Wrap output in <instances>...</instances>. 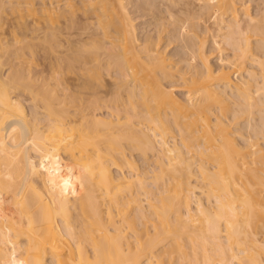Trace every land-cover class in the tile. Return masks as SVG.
<instances>
[{"label":"bare ground","instance_id":"6f19581e","mask_svg":"<svg viewBox=\"0 0 264 264\" xmlns=\"http://www.w3.org/2000/svg\"><path fill=\"white\" fill-rule=\"evenodd\" d=\"M36 7V14L26 7L28 17L45 24L20 33L24 44L0 45V66L12 62L0 71V264H172L159 250L164 238L193 264H264L257 174L264 151L258 139L249 142L247 172L234 144L223 149L227 140L209 139L213 130L228 135L215 111L231 110L245 123L264 112V0H41ZM181 14L180 51L167 54L159 43ZM59 20L69 30L54 34L50 23ZM147 26L159 33L154 44ZM35 56L45 64L32 73ZM19 71L37 88L61 85L67 121L39 116L48 103L11 84ZM166 123L180 126L179 141L164 139ZM206 143L229 153L226 171L202 161ZM134 150L146 171L127 160ZM158 159L169 175H156L154 192L141 190ZM134 178L140 188L121 193L122 181ZM213 185L221 194L203 196ZM165 198L174 219L148 209Z\"/></svg>","mask_w":264,"mask_h":264},{"label":"rangeland","instance_id":"374dc122","mask_svg":"<svg viewBox=\"0 0 264 264\" xmlns=\"http://www.w3.org/2000/svg\"><path fill=\"white\" fill-rule=\"evenodd\" d=\"M41 0H0V45L5 46V45H10L14 42H17L19 45L20 44H24L25 40L20 36V33L24 32L26 29H34L36 26L39 25H43L45 23H39L41 21H38L37 19H32L31 17L36 14V11H38V8L36 7L37 5L40 4ZM48 2V1H47ZM253 1H249L248 2V6L249 8L253 7ZM33 6V7H32ZM25 7V8H24ZM35 8V14L34 15H30V18L32 20H37V21H33L34 24L32 25V20L28 17L29 14H27L28 9L27 8ZM20 8V9H19ZM21 8H23V10H21ZM29 12V11H28ZM20 13V15H18ZM23 13V14H21ZM30 13V12H29ZM33 13V12H32ZM18 15V16H17ZM36 16V15H35ZM178 19H180V22H173L171 23V25L167 26V30L168 32L166 33L168 36L165 37L160 43L159 46L162 45V47L165 50V53L170 54V53H175V52H179L180 47H181V39L178 38V31L180 30V25L183 24V28L185 27V22H183L185 15L181 14L177 16ZM142 18H137V24L136 26L139 27L141 26V20ZM167 22H171V21H167ZM51 27L53 28V30H51V32H53L54 34H59V33H63L64 31L69 30V23L68 22H64L62 20L59 21H55L50 23ZM177 26V28H175ZM150 28V29H149ZM151 26H147V30L146 33L148 34L147 39L149 40V42L151 44H154V42L156 43L157 40V35L159 34L155 29L151 30ZM174 28V29H173ZM209 31L207 33V41L205 43V48L207 51H209ZM34 35V34H33ZM162 35V34H161ZM204 36V35H202ZM14 40V41H13ZM33 41H36L35 39H33ZM228 49V48H227ZM216 51L213 52H208L209 58L215 59L214 56H216L215 54ZM9 53V51H8ZM214 55V56H213ZM42 56V55H41ZM34 63L32 65H30V67L32 68V73H35L36 71L43 69L44 68V64L43 63V59L39 56H35L34 58ZM172 59L177 60L178 59V55H176L175 57H172ZM212 59V60H213ZM71 62L67 63L65 65L66 68H69L71 66ZM12 65V62L10 63V61H8L7 58L2 60V65L0 66V71L3 72L4 70H8V68ZM2 69V70H1ZM28 74L26 71H19L14 73L13 76H11V84H14L15 86L21 87L22 89L25 88L26 92L31 91V94L33 97L36 98V100L40 103V104H47L48 103V109L46 107L43 108V112L39 113V116L43 119L45 118H62L64 121H67V113L66 109H65V105H64V96H62V87L61 85L58 83V87L55 88L54 86L51 87H39L37 88L33 82H28V78H27ZM70 93V90L69 92ZM178 93H183L184 92H176V94ZM66 94V92H65ZM112 97V96H110ZM82 107L84 110V108L87 106V102H83ZM73 109V107H72ZM105 108H102L101 111H105ZM81 110H76L74 112H78ZM89 110H86L85 112H87ZM216 114L219 115V117L221 118V121L224 122V126L222 127H226V131L228 132V135L226 137H224V135L217 130H213V132L209 135V139H225L227 140V142H220L219 146H223V149H230V145L234 144L235 148L237 151H235L236 156L238 158L237 161L240 162V166H241V170L245 169V167L250 166L251 163L249 162L250 157H244L243 155L247 152V149L249 148V142L258 139L259 141V146L260 148L264 151V118L262 115H264V112H260L257 113L255 112L253 114L252 119H250L247 123L245 122H241V119H239V117L234 116V112H232L231 110L229 111L227 109L226 112H224L223 114L221 112H216ZM120 115H125L123 111L120 112ZM71 125V124H70ZM69 126V125H66ZM179 128L180 126L172 124V123H166L163 127H162V131L164 133V139H167L168 141H170V143L172 142V139H176V141H179ZM188 135L191 134H195L194 130H190L187 132ZM215 136V138H214ZM192 137H196V136H190V138ZM189 138V139H190ZM232 138V140H231ZM219 146H214V147H219ZM178 147H182V145H178ZM214 147H212L213 150L211 149V146L208 145V143H206L205 145L202 144V148L204 150L203 155L201 156L202 161L203 162H207L208 165L210 166H214L215 164H220L219 167H222L223 170L222 171H226L224 165H226L225 163V157L228 156V152H222V150L219 149H214ZM183 149V147H182ZM138 151V152H137ZM137 151H131L132 155L126 156L128 161H132L134 160L135 165H136V170L137 172H142V171H146L145 170V166L147 164V161H144L143 159V154H141V150H137ZM228 151V150H225ZM140 153V154H139ZM231 154V153H230ZM225 156V157H224ZM263 157H264V152H263ZM222 159V161L220 160ZM233 161V160H232ZM264 161V160H263ZM157 163H153V167H157L156 169H154L153 173L150 174L149 179H146L144 176L145 174H142L143 176V181L145 182H149L151 184H149L148 187H143L141 188V190H147V191H153L155 190V188L157 186H159V184L156 185V182L159 181V177L157 178L156 175L158 174H163L165 176L169 175L168 170H166L165 165H161L160 163V159L156 160ZM234 162V161H233ZM261 166L262 168L264 167L263 164L260 165V167H257V170L259 171L257 174L258 176L264 177L263 174L261 173ZM112 167V166H111ZM115 170V169H113ZM245 171L248 172V167L245 169ZM244 172V171H243ZM126 174H129L130 172L125 170ZM241 180L244 182V178L243 175L241 174ZM125 181H122V186H120V192L121 193H128L129 191L133 190V189H139V179H124ZM127 180V181H126ZM221 186L219 185H213L211 187H204L203 189H205V193L203 194V196L206 194L208 195L210 198L213 197V195H217V194H221ZM168 194L170 195L172 193L171 188H168ZM140 197H146L145 194H141L139 195ZM140 203H145V202H141ZM153 205L156 206V208H153L151 206L148 207V209L150 211H153L155 213H158L160 215H167L170 219H174L173 214H175V208L173 206V203L170 201L169 198H165L162 201L161 200H155L151 202ZM132 205H134L136 208L139 205V200L135 199L134 202L132 203ZM182 209V208H180ZM137 220V219H135ZM189 233L192 232L193 230H188ZM110 233H114L113 231ZM161 237L163 238V235H161ZM168 238H164L163 243H161L159 250L161 251H165L170 255V261L172 264H190V263H194L193 260L192 262L190 261V259H182L180 257V254L178 250H175L174 247H172L171 245H169L170 243L168 242ZM169 259V258H168Z\"/></svg>","mask_w":264,"mask_h":264}]
</instances>
